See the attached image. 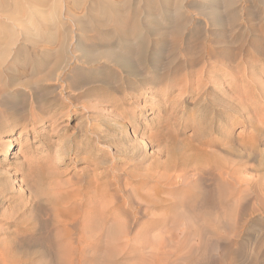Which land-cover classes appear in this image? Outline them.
Segmentation results:
<instances>
[{
	"label": "rangeland",
	"instance_id": "obj_1",
	"mask_svg": "<svg viewBox=\"0 0 264 264\" xmlns=\"http://www.w3.org/2000/svg\"><path fill=\"white\" fill-rule=\"evenodd\" d=\"M4 1L5 0H1V3H6ZM10 1L9 3L11 4H8L12 7L8 5L6 11L3 12L1 9L2 13H0L1 32L2 30L8 31V38L5 37V42L0 41V45L1 43L2 45L7 44L6 42L8 41V44L11 45L10 50L11 52L13 51L11 53L8 50V54L11 53V56L13 54L12 57L14 58L16 56L14 55L15 51L20 50L24 52L16 56L18 58L15 59L10 58L11 56H8V54V58L6 56L2 57L0 52V57H2L0 58V68H2V71L0 70V93L2 94L4 92L6 94H3L7 95L4 101V103H6H3V106L0 107V198L1 196L3 198L4 194H7V197L4 196L7 202L4 201V198L0 199V260L1 257H3L2 259L4 260L3 263L0 264H57L59 260V263L62 262L65 264L73 258L72 261L74 264H80L81 262L79 260L83 261L82 259H85L86 264H91V261L93 262L92 264L95 263L96 256L92 257V255L90 256L92 259H90L89 256L82 259L76 256L78 260L75 256L72 258L69 257V259L65 256H60L61 258L59 257L58 260L54 258L58 257V255H52L53 257H51V255L49 256L48 254V256L46 254L35 255L29 252H16L12 250L7 253L4 252L3 255H1V250L2 247L4 248L6 246L12 247L13 249V241L17 237L20 238L22 236L21 233L20 235L14 236L18 226L25 227V225H23L25 222L34 225V223H36V216L44 220L49 219L51 216L45 209L43 212L36 213L34 208L36 202H30V192L31 194H36L38 192L40 198L42 200L44 199L43 205L47 208L48 203L45 200L55 196L56 193L59 192V188L67 187V185L73 181L74 177L82 175L84 170H94V174H102L104 172V166L101 165V162L106 158H110L111 160L120 158V160H118L119 168L124 167V156L117 157L114 146L113 149L111 146L112 144H116L114 140H117L119 138L118 136L125 133L134 134V130L137 129V134H135V136L137 135L139 140L142 137L141 141L150 142V139H152V141L165 140V142H168L173 138L170 135L171 133H168L171 130L173 131L172 134L175 132V134L178 135L174 134V139L178 138L177 141H180V143L187 141L186 144H188L190 140H194L199 130L201 131V129L209 126V124L211 125V122H216L214 115V107L216 106L212 101L221 98V95L222 98L226 99L237 97L239 100L236 98V104H239L237 100L240 102L242 99L244 103L242 107L246 106V104H248L246 108L249 107L248 109L242 108L243 112L246 113L244 118L249 116L251 119V117L254 116V119L256 118V120H259L257 122L264 123V88L262 89L264 86V0H85L86 5L83 4L84 1L82 3L79 0H77V3L76 0H60L61 2L59 1L58 3V0H48L49 2L46 1L48 2V6L52 3L57 6L59 5L58 7H53L55 5L52 4L50 6L51 8L49 7L50 11L49 8H47V4L41 1L39 3V0H28L29 2L27 0H22L21 3L19 0H12L13 3ZM24 1L26 2L23 3ZM22 3L25 6L27 4H32L33 9L28 5L26 6L27 8H25ZM79 3V6L82 5L81 7L77 5ZM15 4L20 5L18 9L13 8ZM34 4L36 5L34 6ZM38 4L42 5H39V7ZM45 4L46 8L44 7ZM227 4L229 6H224ZM35 7L43 10L45 8L48 11V16L46 15L47 11L44 10L45 13H40V10ZM23 8L29 9V11L26 12ZM13 9L15 12H13ZM55 9L57 10L55 11ZM18 10H22V15L19 14L21 12ZM16 11L19 13L16 14ZM52 11L55 13L54 16ZM34 12L36 14L35 19ZM43 14L46 16L43 17ZM49 14H51V16ZM8 15L11 16L9 17ZM17 15L19 16L17 17L18 19L15 18ZM39 15L43 18L40 17L38 20ZM2 16L6 18H2ZM12 17L15 22L21 18L22 20H20L22 23L18 21L16 23L17 25H15ZM26 18L29 20L31 18L30 23L27 22L28 20ZM11 19L12 22H10ZM49 20L53 22L50 21V23H48ZM19 23L21 24L20 26ZM24 23L28 25V28ZM1 24L5 25L2 26ZM22 24H24L25 27H22ZM29 27L33 28L29 30ZM24 28L27 29L24 32L29 35H25L26 37L20 35L21 41L17 40L19 45H17L18 42L16 43L15 39V42L13 41V43H11L10 35H12V32L16 30L23 33V30H25ZM50 29H55L54 34L52 30L49 32ZM33 30H36V34L40 35V41L38 40L40 39L38 38L39 35L36 36L37 38H32L31 33H27V31ZM55 31L59 32L57 33ZM173 33H177V35L175 34L173 36ZM50 34H52L53 39L57 40H55L56 43H54L55 41ZM62 36L65 38L63 39ZM175 36L176 38H174ZM230 36H232V38ZM27 38H29V40L25 41ZM228 38H230V41L235 46H240L242 44L247 45L253 41H257V44H259V46H257L261 50L258 51V54L250 53L245 55L241 59V65L238 67L237 72L236 67L238 61H233V59L227 61V59L222 57L217 59L219 65L214 64L213 62L215 61H211V63L209 60H206L209 65H207L208 69L204 71L202 68L204 64L203 62L199 63L195 53L200 47L204 48L211 45L212 47H214V45L215 47H219V43L223 40H228ZM49 40L50 42L48 43ZM260 55L263 59L261 63H257L258 58H260L258 56ZM128 58L131 60L129 61ZM192 59L195 63L198 61L197 64L200 65L194 64V66L190 67L189 62H191ZM13 61L15 62L12 68L13 70L11 68L8 70L10 62L13 63ZM221 62H224V64ZM220 65H226V67L228 66L230 68L233 67L234 73L232 71L230 73L221 71ZM50 68H52V70ZM124 70L126 72H124ZM132 70L134 72H132ZM44 75H46V77L48 76V80L44 79L46 78ZM42 76H44V78ZM57 80L62 81L63 85H68V88L64 91L62 96L64 98L63 101L59 97V91H55V87L53 86ZM259 83L263 86H258L260 85ZM143 84L146 85L145 87L147 89L142 88ZM214 84L216 86H213ZM198 91L199 93L201 91V93L198 94ZM213 91L215 93H212ZM260 91L263 93L261 94ZM150 92L154 93L152 94ZM225 92H227V94ZM250 93L254 97L253 99L247 98ZM9 94L12 95V97ZM128 95L129 97L126 98ZM54 98L57 100L59 99L57 105L63 106V109L57 110L56 105L54 106L53 104ZM206 99H208V102ZM81 101L83 102L81 103ZM220 101L217 100L216 102L218 103ZM242 102L240 104H242ZM72 104H75V107ZM84 104H86V107L88 105V107H84ZM93 104H95V107ZM97 105L100 106L98 107ZM14 106L26 107V109H29V107L34 108V114L46 116V119L43 122L39 121L35 124L31 123V119L28 116L24 119H18L14 113ZM96 106L98 108H96ZM43 107L44 110L47 109V114L45 115L41 113ZM252 111L255 115H253ZM86 115L89 116L87 117ZM126 116L127 119H125ZM120 117H122V119ZM119 118L121 120H119ZM254 119H252V121H256ZM114 121H125L123 123L125 129L123 127L121 131L115 130L113 128ZM165 122L169 124V127L165 125ZM95 124L98 125V128ZM84 127L89 128L88 133L84 132ZM169 128L170 130H168ZM233 128L232 133L234 135L232 134V137L235 139L236 144L239 143V140L247 141L248 138H251V129L245 128L241 122L234 125ZM98 132L101 135H99ZM221 133L222 129L214 132V134L207 133V135L212 138H220L222 135ZM166 134L169 136L167 137ZM263 135L255 139L254 145L258 144V147H251L250 145L251 148L255 149L252 157L256 160L253 158V161H250L252 157L250 159L244 157L243 160L240 158L242 160H240V163L238 160L239 157H235L237 158L235 159L237 160V169L242 168L244 170L246 167L247 170H245L247 174L243 173V176L247 178L256 177L258 172L254 170L258 168L256 165L258 166L260 162L261 165L259 164V167L262 169L264 168L262 167L264 165ZM68 136L75 138L76 144L77 142L87 144V138H91V141H94L93 147H95L91 150L94 154L99 153V156L95 157L93 160L86 161V163L75 161L74 155L63 156L62 159L52 158V152L57 150L60 143L67 139ZM166 137L171 139H166ZM125 143L128 144L125 145ZM106 144L108 146H106ZM123 144L124 147L126 146L125 148H129L130 142H124ZM155 144L151 145L153 147H148L146 150L147 154L151 155L152 153L156 156L160 153V150H158L159 148H157L158 143ZM103 145L106 147L104 148ZM236 147H238V145H236ZM250 147H248V149ZM237 149L242 148L238 147ZM257 149L259 152H256ZM7 150H9V153L6 152ZM260 151H262V156H259ZM111 154L114 157L110 156ZM7 155L8 157H6ZM83 157H86V154H83ZM163 159L162 161H164ZM237 162L244 166L239 167ZM249 163L252 168L251 166L247 168L249 167ZM254 165L255 167H253ZM121 173L118 175L123 179V182L125 176ZM112 174L114 176L113 171ZM25 179H29L32 184L37 181L39 183L38 191H29L31 184L26 186L23 183ZM110 182L112 181H110V179L108 181V178H104V176L97 180V185H104V192L107 190L104 193V204L108 206H112L113 204L111 202L113 201V203H117L113 198L116 186L112 185ZM108 183H110L112 187L109 186V188L107 186ZM106 186L107 188H105ZM151 194L155 195L154 193ZM157 195H159V200L162 197L164 201H167L165 198H168L167 202L171 201L170 198L173 197L170 195L167 196V194H163L165 195L163 196L162 193ZM173 199H175V197L172 198V200ZM112 217L114 218V216ZM261 217H264V213L259 212L251 218L248 217V219L258 222ZM144 221V219H141L139 223H144ZM252 227L260 234L256 236L258 240H254L258 242L259 238L262 236L261 233L264 234V232H261L260 227L257 226L256 223ZM139 228V226L136 227L134 231ZM140 241L138 240L136 243L133 241L134 244L130 242L131 244L128 245L129 247L127 246L129 249L127 248L125 254L122 252L124 250H119L120 252L117 251V254L115 253L116 257L114 255L112 259L114 261L122 260L123 256L130 253L128 250L133 251L135 247H139V244L141 245ZM174 241L176 242L177 240ZM253 242L252 245L250 243L251 246L249 249L252 251L253 255H260L262 260L264 247L262 253L258 254L256 250L258 243L256 245V242H254V244ZM155 243L156 242H154L153 245L156 248L152 249V246L151 249L154 250V252H158L161 241ZM158 243L159 245L157 247ZM130 245L132 247L134 246V249H132ZM151 249L150 251H152ZM100 255L101 257L99 256V258H102V260L98 257H96V259L104 262V253ZM85 261H83L84 264ZM134 262L135 261L130 264H134ZM236 262L237 260L235 263ZM238 262V264H241L240 260ZM242 264L244 263L242 262Z\"/></svg>",
	"mask_w": 264,
	"mask_h": 264
},
{
	"label": "bare ground",
	"instance_id": "obj_2",
	"mask_svg": "<svg viewBox=\"0 0 264 264\" xmlns=\"http://www.w3.org/2000/svg\"><path fill=\"white\" fill-rule=\"evenodd\" d=\"M9 1L10 0H5L4 2H6V3L2 4L1 0H0V11H1V9L3 12L6 11L7 6L9 4H11V3H9ZM16 1H18V0H16ZM21 1L22 0H19L20 3H21ZM29 1H31V0H29ZM36 1H38V0H36ZM40 1L42 3L47 4L50 0L49 1L48 0H39V3H40ZM46 1H48V2H46ZM53 1H56V0H53ZM59 1L60 0H58L57 3ZM79 1L82 3L84 1L83 4H85V0H79ZM10 2H12V0ZM25 2L26 1H24L23 3H25ZM23 3H22V5L25 8H27L26 7L27 5L32 7V4H27L25 6ZM76 3H77V0H76ZM46 4H45V6L43 5L45 8H46ZM229 4H231V3H229ZM35 5L36 4H34V6ZM39 5L41 6L42 4H38V6ZM53 5H55V4H53ZM77 5L79 6L80 3ZM9 6L12 7L11 5H9ZM14 6L15 7H13V8L18 9V7L20 5L15 4ZM47 6H48V4H47ZM50 6H48L47 8H49ZM58 6L55 5L53 7H58ZM81 6H79V7H81ZM224 6H229V5L227 4ZM21 8H22V6H21ZM25 8H23V9L26 10V12H28L29 9L27 10ZM35 8H38V7H35ZM45 8H44V10L47 11ZM50 8H49V11H50ZM32 9H33V7H32ZM58 9H60V8H58ZM39 10H40V13H45L43 9H39ZM41 10H43V11H41ZM56 10L57 9H55V11ZM2 11L0 13H2ZM18 11H20V10H18ZM32 11H34V10H32ZM13 12H15L14 9H13ZM30 12H29V14H30ZM6 13H9V12H6ZM11 13H12V11H11ZM17 13H19V12L16 11V14ZM5 14H3V15H5ZM19 14L22 15V12ZM34 14H35V12H34ZM34 14H32V15H34ZM54 14L55 13L53 12V16H54ZM18 15L15 18L19 17ZM41 15H39L38 20L41 17ZM46 15L48 16V11H47ZM46 15L43 14V17H45ZM49 15L51 16V14H49ZM8 16L10 17L11 15H8ZM35 16H36V14L34 15V19L36 18ZM3 17H5V16H2V18ZM30 17H33V16H30ZM43 17H41V18H43ZM8 19H10V18H8ZM20 19L17 20V22L22 20V19L21 20ZM53 19H55V18H53ZM27 20H28L27 22L30 23L31 18H30V20L29 19H27ZM42 20H44V19H42ZM13 21H14V18H13ZM46 21H44V22H46ZM50 21H52V20H49L48 23H50ZM10 22H12V19ZM17 22H15V25H17L16 24ZM21 23H22V21H21ZM25 23H26V21H25ZM41 23H42V21H41ZM24 24H22V27H25V25H26L28 28V25L27 24L24 25ZM3 25H5V24H3ZM20 25L21 24L19 23V26ZM7 26H8V24H7ZM9 26H10V23H9ZM53 26H54V24H53ZM14 27H16V26H14ZM14 27H12V28H14ZM30 28L31 27H29V30H30ZM1 29H0V41L5 42V37L8 38V35H7L8 31L6 32V31L2 30V32H1ZM9 29H10V27H9ZM55 29L57 30L56 27H55ZM55 29H53V30L50 29L49 32H51V30H52L53 34H54ZM21 30H22V28H21ZM26 30L27 29L23 30L24 34L22 32L21 33L18 32L16 30H14V32H12V35L9 34L11 36V38L9 37L10 40L12 41L11 43H13L14 39L17 43L21 38L20 35H22V36L23 35L24 36L29 35V34H26V32H24ZM39 30H40V28H39ZM35 31L36 30L27 31V33L30 32L32 35V36L31 35L30 36L32 38L33 37L35 38L36 36L39 35V34L37 35ZM41 31H43V30H41ZM55 32H57V31H55ZM178 32H180V31H178ZM175 34L177 35V33H175ZM175 34L173 33L172 35L174 36ZM50 35L52 36V34H50ZM64 36H62L63 39L65 38ZM232 36H230V37L232 38ZM250 37H252V36H250ZM38 38H40V35ZM174 38H176V36ZM52 39H53V36H52ZM27 40H29V38H27L25 41H27ZM33 40L35 41L36 39H33ZM38 40L40 41L41 38ZM53 40L55 41L56 39H53ZM56 41L54 43H56ZM42 42L44 43L43 39H42ZM49 42H50V40L48 41V43ZM6 43L7 44H3V45L1 43V45H0V52L2 54V55L1 54L0 55L2 57H4V56L7 57V54L9 53L8 50L11 52V50H10L11 45L8 44V41ZM221 43H219L220 44L219 47L218 46L215 47V45H214V47H212V45H211L209 47L206 46V47L202 48L199 46L202 49L199 48L200 50L198 49V51L195 53V56L197 57V60L199 61V63L203 62L204 66H202V68L204 71H206V69H208L207 65H209V64H207L206 60H209L210 62L215 61L216 63L215 62H213V63L216 65L217 64L219 65V62L217 61V59L222 57V58L227 59V61H229L231 59H233V61L234 60L238 61L237 67H236V72H237L238 67L241 65V59L245 55H248L250 53L251 54L257 53L258 54L259 53L258 51L261 50L260 48H258L259 44H257L258 43L257 41H255V42L253 41L247 45L242 44L240 46H238V45L235 46L230 41V38H228V40H225L222 43V46H221ZM17 45H19V42ZM14 48H15V45H14ZM175 48H176V46H175ZM21 49H23V48H21ZM177 49H176V52H177ZM22 52H24V51H22ZM22 52L20 50H17L14 52V55L18 56ZM56 52H55V54H56ZM11 53L8 54V56L9 55L11 56ZM12 56H13V54H12ZM12 56L10 58H14ZM16 56H15V58H18ZM2 57H0V58H2ZM258 57H260V58H258L257 63H259V62L261 63L263 58L261 55ZM193 59H195V58H193ZM193 59L191 60V62L188 61L190 67H192V66H194V64L198 63V61H197V63H195V61ZM128 60H129V58H128ZM0 61H1V59H0ZM7 61H6V63H7ZM11 62H10V65L8 66V70L10 68L12 69L14 67L13 65L15 62L14 61H13V63H11ZM134 62H136V61H134ZM17 63H19V62H17ZM222 64H224V62ZM0 66H1V63H0ZM227 67H226V65L225 66L220 65V70L225 71V73H230L231 71L233 72L232 65H231L232 68H230V67L227 68ZM52 68H50V69L52 70ZM1 69L2 68H0V70ZM191 70H189V71H191ZM234 71H235V69H234ZM124 72H126V71L124 70ZM132 72H134V71L132 70ZM44 76L46 77V75H44ZM44 76H42V77L44 78ZM47 77L44 79L48 80ZM146 77H149V76H146ZM39 82H40V80H39ZM238 82H240V81H238ZM219 83H221V82H219ZM35 84H37V83H35ZM215 84L213 86H216ZM261 85L262 84H260L258 86H261ZM263 85H264V83H263ZM53 86L55 87V91H59V93H58L59 97L63 101L64 98L62 96L64 94V91L68 88V85L67 84L63 85L62 81L57 80V82ZM145 86L146 85L143 84L142 88L147 89ZM258 88H260V87H258ZM263 88H264V86L262 87V89ZM3 93L2 94L0 93L1 94L0 95V107L3 106V103L6 100V96H7V95H4L6 93H4V94ZM150 93L153 94L154 92H150ZM200 93H201V91H200ZM200 93L198 91V94H200ZM212 93H215V92L213 91ZM225 93L227 94V92H225ZM260 93H261V91H260ZM216 95H217V93H216ZM223 95H225V94H223ZM10 96L12 97V95H10ZM182 96H184V95H182ZM201 96H203V95H201ZM127 97H129V95L126 96V98ZM229 97H230V95H229ZM40 98H41V96H40ZM69 98H70V96H69ZM231 98H233V97H231ZM231 98H229V99L222 98V95H221V98H219V99L222 101H220L219 99L212 101V103L216 106V107H214V115L216 118V122H211V125L209 124V126H207L205 128L203 127L204 129H201V131L197 130L199 133L194 137L193 141H191L189 138L190 142L188 144H186L187 141L184 142L185 143L184 144L183 142L180 143V141H177L178 138L174 139V136L177 134H175V132H174L175 135L172 134L173 131H171L170 128L168 129V130H170V132H168V133H171L170 135L173 138L172 139L170 138L171 139L170 140L169 138H167L169 135L166 134L167 135L166 139L170 140L168 142H165V140H163V141H152V139H150V142H147L144 140L141 141L142 137L139 140L137 138V135L135 136V134H137V129H136V130H134V134L125 133L121 136H118L119 138L117 140L113 139L116 142V144L111 145L112 149L114 146V150H115L117 157L118 156L120 157L122 155L124 156L123 157L124 167L119 168V165H118L119 161L118 160H120V158L119 159L115 158L113 160H111L110 158H106L103 162H101V165L104 166V172L102 174H98V175L94 174V170H84L83 174L80 176L79 175L75 176L73 181H71L67 185V187L59 188L58 189L59 192L56 193L55 196L49 197L45 200L48 203L47 208L43 205L44 199L42 200L40 198V196L38 195V192L36 194H31V192H30V196H31L30 202H36L35 207H34L36 210V213L43 212V210L45 209V211L47 210L51 216L49 219H45V220L40 219L39 216H36V223H34V225L25 222V223H23V225H25V227L18 226L14 236L20 235V233L22 234V236L20 238L17 237L13 241V249H12V247L10 248V247H7L6 245H5L6 247H4V248L2 247V250H1L2 254L1 255H3L4 252L7 253L8 251L10 252L12 250V251H16V252H29V253H33L35 255H37V254H39V255L46 254L47 255L48 254L49 256L51 255V257H53L52 255H55V256L58 255V257H54L57 259L60 256L61 257L65 256L68 259H69V257L72 258L74 256L75 257L78 256V257H81V259H82L86 256L90 257L91 255H92V257L96 256L99 258V256L101 257L100 254L104 253V262L100 261V260H102V258L101 259L99 258L100 260H98L95 257L96 261L93 259L95 261L94 264H130L133 261H135L134 264L136 262H137L136 264H234L236 260H237V262L240 260L241 264H242V262L244 264H264V254H263V258L261 260L260 255L259 256L253 255L252 251H250V249H249V247L252 245V242L255 239H257L256 236L260 235V234H258L259 232H257L252 226L256 223V225L260 227L261 232H264V223H263L264 217H261L260 221H258V222L251 221L250 219H248V217L251 218L253 215L255 216V214H257L259 212L264 213V185H263L264 168L262 169L261 167H259V164L261 165V162H260L258 164V166L256 165V167H258L257 169L254 170V168H253L254 171L257 170V172H258V174H256V177H254L255 176L254 175L253 176L254 178H252L251 176H250L251 178H249V177L247 178L246 176H243V173L247 174L246 167L244 168V170L242 168L237 169V167H236V161L237 160H235V159H237L235 157H239L238 160L240 162V160L241 159L243 160L244 157L247 159H250L254 155L255 149L251 148V147H254V146L256 147L258 144L254 145L255 139L258 136H262L264 134V123L257 122L259 120H256V118L254 119V116L251 117V119L249 116L247 118L246 117L244 118V115L246 113L243 112L242 108L248 109L249 107L246 108L248 104H246V106L242 107V105L244 104L242 102V99L240 100V102H238L239 99L237 97H235L233 99H231ZM236 98L238 99L237 103H239V104H236V101H235ZM247 98L253 99L254 97L250 93V94H248ZM58 100L57 99L54 100V103H53L54 106L56 105L57 110L63 109V106L57 105ZM65 100H66V98H65ZM74 100H75V98H74ZM207 100L208 99H206V101ZM217 100L220 102L217 103L216 102ZM199 101H201V100H199ZM68 102H69V100H68ZM82 102L83 101H81V103ZM241 102H242V104H240ZM124 103H127V102H124ZM86 104H88V103H86ZM86 104H84V107H86ZM32 105H33V103H32ZM89 105H90V103H89ZM93 105L95 107V104H93ZM21 106L20 107L14 106L15 107L14 113H15L16 117H18V119H24L25 117L28 116L31 119V123H34V124L36 122H39V121L43 122L46 119V116H40V115L34 114V112H33L34 108L29 107V109L28 108L26 109V107H21ZM43 106H45V105H43ZM97 106H96V108H98L100 105L98 107ZM87 107H88V105H87ZM163 107H165V106H163ZM86 108H83V109H86ZM90 108H91V106H90ZM125 108H126V106H125ZM84 111H87V110H84ZM46 112H47V109L44 110V107H43V109L41 110V113L45 115V114H47ZM87 113H89V112H87ZM89 115H86V116L88 117ZM253 115H255L254 112H253ZM115 117H117V116H115ZM120 118L122 119V117H120ZM120 118H119V120H121ZM82 119H83V117H82ZM107 119H108V117H107ZM125 119H127V116L125 117ZM252 119H254L256 121H252ZM114 120H115V118H114ZM117 120H118V118H117ZM83 121H85V120H83ZM108 122H110V121H108ZM124 122L114 121V127L113 128L115 130H118V131H121V129H123V127L125 129V126L123 124ZM167 122H165L166 123L165 125H167V127H169L168 126L169 124H167ZM239 122H241V124L245 128L251 129V132H250L251 138H248L247 141H243V140L238 141L236 139L239 142L236 144L235 139L232 137V134H233L232 132L234 129L233 128L234 125H236ZM88 125H90V124H88ZM111 125H112V123H111ZM97 126L98 125H96V127ZM106 127H108V126H106ZM83 129H84V132L88 133V130H89L88 127H86V128L84 127ZM221 129H222V133H221L222 135L220 138H212L209 135H207V133L208 134H214V132H217ZM99 132H98V134H99ZM105 132H106V130H105ZM105 132H104V135H105ZM99 135H101V134H99ZM72 136H74V135H72ZM115 136H117V135H115ZM163 136H165V135H163ZM100 137H99V139H100ZM146 137H145V139H146ZM148 138H149V136H148ZM65 140L60 143L59 148L57 150L52 152V158L54 157L55 159H62L63 156L74 155L75 161L77 160L79 163H86V161L93 160L95 157L99 156L98 155L99 153L94 154L91 150L92 148L93 149L95 148V147H93L94 141H91V138H87V142H88L87 144H84L83 142H79V143L77 142V144H76L75 138H72L71 136L70 137L68 136V138ZM184 141H185V139H184ZM124 142H130L129 148L128 147L125 148L126 146L124 147V144H123ZM154 142L158 143L157 148H159L158 150H160V153L157 154L158 156L157 155L155 156L152 153H151V155H149V154H147V151H146L148 149V147L155 144ZM127 144L125 143V145H127ZM104 145H105V143H104ZM104 145H103V147H104ZM236 145H238V147H241L242 149H237L238 147H236ZM250 145H251V147H250ZM106 146H108V145L106 144ZM151 147H153V146H151ZM248 147H250L251 149L250 148L248 149ZM109 148H110V146H109ZM259 150H260V148H259ZM259 150L257 149L256 152L257 151L259 152ZM6 152L9 153V150H7ZM261 152L262 151H260V154L258 153L259 156L260 155L262 156ZM83 154H86V157H83ZM256 154H255V157H256ZM110 156H113V155L111 154ZM6 157H8V155ZM253 158L254 157H252L251 158L252 160H250V161H253ZM162 159L164 161H162ZM247 159H245V160H247ZM239 162H237V163L239 164ZM257 162H258V160H257ZM248 165H249V167H247V168H250L251 164L249 163ZM238 166L243 167L244 165L239 164ZM253 167H255V165ZM262 167H264V165ZM251 168H252V166H251ZM248 170H250V169H248ZM112 171L114 173V176L112 174ZM115 172H117V173H115ZM118 172H120V173L122 172L124 174L125 178H124L123 182H122L123 179L120 178V175H118L120 173H118ZM103 176H104V178H108V181L110 179V181H112L110 183L112 185L116 186L115 194H113V198L115 199V201H117V203H113L114 201L111 202L113 204L112 206H108V205L104 204V193L107 191V190H105V192H104V185H97V180ZM23 183L26 186H29L31 184V186L29 187V191H35V190L38 191V184L39 183L37 181H35L32 184L29 179H25V180H23ZM110 183L107 184L108 187L109 186L112 187V185H110ZM107 186L105 188H107ZM151 193H154L155 195H153ZM161 193H162V195L167 194V196L168 195L173 196L172 198L175 197V199L172 200V198H170L171 201L167 202L168 198H165V199H167V201H164L163 200L164 198L162 199V197H161L162 200L161 199L159 200V195H157V194H161ZM6 195L4 194V196H6ZM162 195H160V196H162ZM4 196H3V198L5 201L6 198ZM163 196H165V195H163ZM1 198H2V196H1ZM5 202H7V201H5ZM112 216H114V218ZM141 219L145 220L144 223H139ZM172 225H173V228H172ZM138 226L140 228L137 229L136 231H134L135 228ZM176 227H177V229H176ZM261 235H262L261 237L259 236L260 238H259L258 242L254 241V242H256V245L258 243V245L256 246V250H257L258 254L262 253V249L264 247V234L261 233ZM173 239L177 240V241L175 242ZM138 240L142 241V242L140 241L141 245L137 242L139 244L138 245L139 247H135V249H134V246L132 247L130 245L132 247V249H134V250L133 251L128 250L130 253L123 256L122 260L120 259V260L114 261L112 259V257L114 258V255L117 251L120 252L121 250H124L122 252H124V254H125V251L129 247L128 245L131 244L130 242H132V244H134ZM157 240L161 241V245L159 246V249H158L159 251L154 252V250H152V249H154L156 247H154L153 244H154V242L157 243L158 242ZM133 241H135V242L133 243ZM254 242H253V244H254ZM250 243H251V245H250ZM158 245H159V243L157 244V247H158ZM151 247H152V249H151ZM124 248H126V249H124ZM150 249L153 252L150 251ZM121 254H123V253H121ZM78 257H76L77 260H78ZM89 257H87V258H89ZM92 257H90V259H92ZM115 257H116V255H115ZM2 258L3 257H1L0 263H3V261H4ZM73 259H71L70 261L68 260L69 262L65 263V264H74V262L72 261ZM82 260L85 261V259H82ZM59 261H57L58 262L57 264L62 263V262L59 263ZM79 261L81 262V263L79 262L80 264H82V263L84 264L83 261H81V260H79ZM92 263L93 262L91 261V264ZM62 264H64V263H62ZM85 264H86V261H85Z\"/></svg>",
	"mask_w": 264,
	"mask_h": 264
}]
</instances>
